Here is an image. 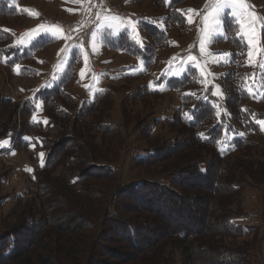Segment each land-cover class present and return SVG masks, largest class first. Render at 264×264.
Here are the masks:
<instances>
[{"label":"trees","instance_id":"trees-1","mask_svg":"<svg viewBox=\"0 0 264 264\" xmlns=\"http://www.w3.org/2000/svg\"><path fill=\"white\" fill-rule=\"evenodd\" d=\"M131 1L140 4L144 0ZM194 1L171 0L164 18L167 28L175 25L184 34L185 18L177 8ZM156 2L165 7L163 0ZM6 9V2H0V17L6 16ZM138 25L148 44L143 50L124 32L105 44L109 51L148 63V58L167 46L168 38L145 18ZM229 29L233 35L235 25ZM21 38L14 31L0 29V63L8 67L11 80L15 66L30 62L40 48L34 44L22 50ZM231 39L243 61V44ZM11 46L15 50H5ZM22 70H28L26 65ZM227 82L225 106L229 123L237 128L232 125L231 132V123L217 120L211 99H200L190 108L192 100L181 98L184 107L171 121L174 137L153 141L136 159L139 165L168 164L169 173L158 177L161 180L129 185L117 183L114 168L123 144L119 126L108 120L113 90L104 88L91 100L74 101L61 90L36 89L19 105H23V125L15 146L19 148L22 137L31 131L28 124L38 101L56 134L40 141L44 163L36 165L34 191L26 198L15 197L11 211L2 218L0 264H264V251L255 237L250 244L234 242L254 236L258 230L234 220L243 216L238 211L244 207L243 190L264 188V133L242 109L244 95L235 87L239 81L229 77ZM167 87L179 93L193 89L190 82L175 80ZM148 88L144 83L140 91L157 97ZM4 98H0V114L12 120L16 112ZM154 125L146 127L147 135H152ZM1 127L0 142L15 130ZM239 130L242 135L235 137ZM4 178L3 173L0 189ZM164 179H169L168 184Z\"/></svg>","mask_w":264,"mask_h":264},{"label":"rangeland","instance_id":"rangeland-1","mask_svg":"<svg viewBox=\"0 0 264 264\" xmlns=\"http://www.w3.org/2000/svg\"><path fill=\"white\" fill-rule=\"evenodd\" d=\"M107 1L119 9V14L102 15L96 21L88 41L86 39L87 43L83 44L82 29L72 31L59 28L61 31L54 39L51 35L54 25L45 24L41 19L43 16L66 25L80 26L78 12L81 0H0L7 4L6 16L0 17V29L14 31L15 35H23L22 49L32 46L33 43L40 45L32 64L27 62L17 64L19 68L15 66L12 80L8 67L0 63V98L6 97L10 101L9 109L16 112L12 120H8V116H3V113L0 114V132L3 128L1 125L15 129L0 142H7L6 146L0 147V153L8 151L6 155L0 156V175L5 174L0 189L1 235L4 232V228L1 227L2 218L11 211L12 200L19 196L26 198L27 193L35 189L36 165L42 166L44 163V151L40 141L48 137L54 138L56 134L55 129L48 126L42 103L38 101L35 104V121L32 116L28 124L31 131L22 137V145L19 148L15 146L16 137L23 125L20 117L23 105H19L26 102L35 89L40 88L42 92L52 93L61 90L69 94L74 101L91 100L103 87L113 90L112 111L108 120L119 126L118 136L123 144L120 159L114 167L118 173L117 183L120 185L154 181L169 173L168 164L139 165L136 159L153 141L174 137L171 133V121L174 113L180 107H184L181 105V98L192 100L190 108L200 99L208 102L211 99L216 108L217 120H223V124L228 125L230 115L225 100L228 96L229 77L234 82L239 81L235 87L240 95H244L242 109L249 112L250 118L264 133V126L259 123L260 120H264V67L260 66L264 61L262 40L264 28H261L260 23L255 24L258 47L254 49L252 62H249L246 37L240 34V25L228 10H225L222 17V28L217 31L205 30L204 17L209 15L214 0H195L177 8L182 11L185 18L184 34L177 31L175 25L167 28L164 22L171 0H163L165 7H159L156 0H144L140 4H133L131 0ZM245 4L247 12L254 14L260 22H264V0H245ZM32 7L35 10L30 9ZM11 10H14V14L10 13ZM99 14L100 11L97 10L96 18ZM105 17L117 19H104ZM141 18H145L167 35L168 44L158 50L157 56H149L150 61L144 63L123 52L107 50L104 40H115L123 32L138 49L143 50L148 44L138 25ZM189 18L191 23L188 22ZM247 19L246 16L245 20ZM121 20L125 23H121ZM129 20L135 22L136 30L127 23ZM232 23L235 25L233 35L229 29ZM40 25L44 27L41 28ZM25 28L31 30L19 31ZM232 36L240 40L245 48L243 61L238 57L239 52L234 47ZM202 39L205 41L203 53L200 51ZM137 41L142 42V47ZM9 49L15 50L14 46L5 48ZM62 49L66 51H61ZM19 54L20 51L17 52V55ZM189 55L195 56L196 60L189 61ZM24 65L30 72L22 70ZM101 69H105L104 72H101ZM231 72L235 73L234 76L230 75ZM171 80L185 81L186 84L190 82L193 89L185 88L181 93L171 92L172 90L167 87ZM144 83L148 85L149 92L156 93L157 97L144 95L140 91V86ZM230 123L233 132V126H236ZM149 124H155L152 135L145 132ZM31 125L36 128L33 129ZM239 132L234 136L242 134V130ZM231 138L229 136L227 140L230 141ZM168 182L169 179H164L165 184ZM192 192L195 191H186L187 194ZM243 203L244 207L237 209L243 216L234 221L240 226L251 229L257 227L258 230L254 236L239 238L234 242L250 244L256 241L253 239L255 237L260 242L261 251H264V188L246 187L243 190Z\"/></svg>","mask_w":264,"mask_h":264},{"label":"snow or ice","instance_id":"snow-or-ice-1","mask_svg":"<svg viewBox=\"0 0 264 264\" xmlns=\"http://www.w3.org/2000/svg\"><path fill=\"white\" fill-rule=\"evenodd\" d=\"M225 10H228L229 13L233 15L234 19H237V23L240 25V34L246 37L247 45L249 48V51L247 53V56L249 58V62H252L254 57V49L257 48L256 43V33H255V24L260 23L261 28H264V22H260L258 18L249 12L246 11V4L245 0H214V3L212 4L211 11L209 15H206L204 17V24H205V30H211V31H217L218 29L222 28L223 26V19L222 17L225 15ZM192 11V10H189ZM238 13V16H237ZM248 17L247 20H245V17ZM100 18L99 16L97 17ZM104 19H112L115 20L117 17H105ZM189 23H191V19L188 20ZM121 23H125V21L121 20ZM129 25H131L133 30H136V24L133 21H127ZM41 28L44 27V25H40ZM36 31V30H33ZM61 30L53 26L51 29V35L53 38H57V33ZM31 36V34H28ZM96 33H93V39H95ZM140 43V46L142 47V42L137 41ZM205 48V41L202 39L200 41V51L203 53ZM61 51H66V49H62ZM175 59V58H173ZM189 61H195L196 57L189 55L188 56ZM261 67H264V61L260 64ZM17 68L19 66L17 65ZM84 73H81V76H83ZM251 92V89H249ZM187 115V114H186ZM191 119V117H188ZM33 120L35 121V117H33ZM259 123L264 126V120H260ZM242 135V134H241ZM28 139V138H26ZM7 142L0 143V147L6 146ZM43 157V154H41V158Z\"/></svg>","mask_w":264,"mask_h":264},{"label":"built area","instance_id":"built-area-1","mask_svg":"<svg viewBox=\"0 0 264 264\" xmlns=\"http://www.w3.org/2000/svg\"><path fill=\"white\" fill-rule=\"evenodd\" d=\"M99 10L100 14L99 17H101L104 14H119V9H117L114 5H110L107 0H83L80 9V26H70L66 25L61 22L50 20L46 17L41 16V19L43 23L57 26L58 28H61L63 30H75V29H82V43H87L86 39L88 41L96 21L98 18H96V11ZM95 15V17H94ZM40 18V16H39ZM105 69H101V72H104ZM7 150L0 153V156H4L7 154ZM12 182V180H11Z\"/></svg>","mask_w":264,"mask_h":264},{"label":"crops","instance_id":"crops-1","mask_svg":"<svg viewBox=\"0 0 264 264\" xmlns=\"http://www.w3.org/2000/svg\"><path fill=\"white\" fill-rule=\"evenodd\" d=\"M82 2H83V0H81V2H80V4H79V7L81 6ZM30 9H33V7L30 8ZM79 9H80V8H79ZM33 10H35V9H33ZM30 11H31V10H30ZM29 30H31V29H29V28H25V29H21V30H19V31L29 32ZM73 31H74V30H73ZM17 33H18V32H17ZM18 35H19V34H18ZM21 36L23 37V35H21ZM48 39H49V38H48ZM21 40H22V39H21ZM21 40H20V45H21ZM50 40H51V39H50ZM109 40L113 41L112 39H109ZM105 41H106V40H104V44H105ZM34 44H35V43H33V45H34ZM33 45H32V46H33ZM32 46H29L28 48H23V49L21 48V49H22V50H25V49H31ZM21 47H22V46H21ZM105 47H106V44H105ZM106 48H107V47H106ZM107 50H108V49H107ZM108 51H109V50H108ZM37 52H38V51L34 52L32 58H31V60H30L31 64H32V62H33L32 60H33V58L35 57V55H36ZM27 69H28V68H27ZM28 72H30V69H28ZM26 74H27V72H26ZM104 88H105V87H103V89H104ZM35 90H36V89H35ZM35 90H34V92H35ZM32 92H33V90H32ZM34 92H33V93H34ZM33 93H32V94H33ZM32 94H31V96H32ZM31 96H30V97H31ZM30 97H29V99H30ZM29 99H27L26 101H28ZM22 103H23V102H22ZM35 114H36V108H35ZM35 114L33 115V117L35 116ZM33 117H32V118H33Z\"/></svg>","mask_w":264,"mask_h":264}]
</instances>
